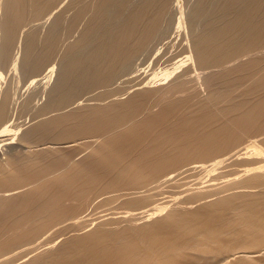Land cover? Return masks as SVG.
I'll use <instances>...</instances> for the list:
<instances>
[{
  "label": "bare ground",
  "instance_id": "bare-ground-1",
  "mask_svg": "<svg viewBox=\"0 0 264 264\" xmlns=\"http://www.w3.org/2000/svg\"><path fill=\"white\" fill-rule=\"evenodd\" d=\"M128 1H0L2 145L22 76H56L29 149L0 146V264H264V0H202L187 33ZM169 30L167 70L126 86Z\"/></svg>",
  "mask_w": 264,
  "mask_h": 264
},
{
  "label": "rangeland",
  "instance_id": "rangeland-1",
  "mask_svg": "<svg viewBox=\"0 0 264 264\" xmlns=\"http://www.w3.org/2000/svg\"><path fill=\"white\" fill-rule=\"evenodd\" d=\"M0 1H4V0H0ZM149 0H129L128 2H127V6L126 7H124L125 8V11L127 12V11H129L130 9H133L134 7H138V6H143L144 5V3H147ZM189 1L190 0H169V2H170V4H171V10H170V12H169V14L167 15V20H168V18H172L174 21H175V27H176V24H177V29H178V27H180V25L181 24H183V25H181L182 27H184V25H185V27H184V30H183V28H182V30H183V32L185 31V30H188V26H193V27H195L197 30H201V29H203L204 27H205V25H206V21L211 17V14H207V15H204L203 14V2H202V0H193V2H195V9L194 10H192V11H190L191 10V7H190V4H189ZM83 4V3H82ZM81 4V5H82ZM78 5H80V3L78 4ZM70 10V9H69ZM70 11H71V13H70ZM69 12H68V10H67V15H66V12H65V16H67V17H65L66 19L73 13L72 12V9L70 10ZM119 13H116V14H113V15H111L110 17H109V21H110V23L111 24H113V23H115V22H117V21H119L120 20V17H124V18H126V15L125 14H119ZM122 19V18H121ZM167 27V23H165L164 24V26H163V28H166ZM181 28L179 29V30H181ZM42 30H43V32L45 33L46 32V28H44L43 29V27H42ZM181 30V31H182ZM186 32V31H185ZM187 32H189V30L187 31ZM186 32V33H187ZM160 34V36H161V32H159L158 33V35ZM189 34V33H188ZM188 34H186V36H185V42H186V39H187V37H189V35ZM159 37L157 36L156 37V40H154L151 44L152 45H154L155 46V48L153 49L154 50V52H153V54L147 59L146 58V55L145 56H143L140 60H136L135 62H134V64H132V66L130 67V69L128 70V71H132V72H137L136 74H137V77H138V74L143 78V80H144V82L146 83V82H150V84H152V82L153 81H156V75H157V78L159 77V75H158V73L156 74V72H159V73H161L162 71H163V69H164V67L166 66L165 64H166V62L167 61H165L166 59H168V58H166V57H168V55H170V54H165L163 51H165V49H166V43H168V42H170V41H172V40H174L175 38H178V36H176V34H175V32L174 31H171V30H169L168 32H166V33H164L160 38H161V41L159 42V41H157V40H160V38L158 39ZM183 40V41H184ZM159 42V43H155V42ZM158 44V46H156ZM151 45V46H152ZM162 53H164V55L166 56H163L162 54H161V52ZM160 52V53H159ZM155 55H157V57H154ZM165 57L164 59H163V57ZM160 56H161V59H160ZM155 58H157V59H155ZM154 59L155 60H157V61H154ZM158 59H159V61H158ZM162 59H163V61H162ZM161 60V61H160ZM156 62H159V63H156ZM165 62V63H164ZM161 63V64H160ZM164 63V64H163ZM156 64V65H155ZM154 65V66H153ZM163 65H165V66H163ZM163 67V69H162V67ZM150 67V68H149ZM158 67V68H157ZM152 68V69H151ZM155 69V70H154ZM148 70V71H147ZM160 70H162L161 72H160ZM165 70H167L166 69V67H165V69H164V71ZM143 71L144 72H148L147 74L146 73H143ZM153 71H155V72H153ZM139 72V73H138ZM57 73V72H56ZM143 73V74H142ZM150 73L153 75V77H152V75L149 77V75H150ZM154 73L156 74L155 76H154ZM136 74L134 73V77H136ZM142 74V75H141ZM146 74V75H145ZM12 74L11 73H8V72H6V71H0V89H2V88H4V87H6L8 84V86L10 87L11 85L10 84H12V89H14L15 87H16V80L14 79V78H12V76H11ZM46 75V77L45 76H42V75H38V76H41L42 78H44V80L41 78H39L37 75H33V76H31V75H28L27 77H29V80L27 79V78H25L26 76L25 75H23L22 76V81H23V83H24V81L26 82V81H29V82H31L32 84H30L29 82H26L28 85H26L25 83L23 84L22 83V81L19 83V90H21V92L22 91H26V92H20L19 91V93H18V95L20 96H22L23 94L25 95L24 97H26V96H29L30 95V93H32L30 96H35L36 98L33 100L32 99V97L30 98V96L29 97H27L28 99L30 98V99H32L34 102L35 101H37V98L39 99L38 101H37V104L35 103V107L33 106V104H34V102L32 101V100H27L26 98H24V99H26L25 101H23V102H26V103H29V101H30V105L29 104H26V107L28 108V106H32L33 107V110H35V111H41L42 110V108L43 107H41V106H39V105H41L40 103L42 102V105L44 106V103L46 104V102L48 101V98H46L48 95H49V88H50V85L52 86V84L55 82V80H56V76H55V74L54 75H52V77H51V75H47V74H45ZM145 75V76H144ZM10 76H11V78L12 79H10ZM48 76V77H47ZM49 76H50V78H49ZM140 76L137 78L136 77V79H137V82H139V83H137V82H135L136 81V79H134V77H133V79L135 80L134 82H133V79L131 80L130 79V81L128 80H126V83H127V85L126 86H128V85H132V86H130V88L133 90H135V88L137 87L138 88V85L139 86H142L141 85V83L140 82H143L142 80L141 81H138V80H140ZM30 77H31V79H35L36 81H38V78L40 79V80H43L42 82L39 80V82H36L35 80H32V81H30L31 79H30ZM38 77V78H37ZM154 78V79H152V82H151V79H149V78ZM48 78V79H47ZM141 78V79H142ZM146 80H145V79ZM24 79H26V80H24ZM45 79L46 80H48L49 81V83H50V85L48 84L47 85V81L45 82ZM8 80H10V81H8ZM13 82H12V81ZM15 80V81H14ZM9 82V83H8ZM11 82V83H10ZM15 82V83H14ZM33 82H36V83H34L33 84ZM40 82H41V84H40ZM130 84H129V83ZM149 82H148V84L146 83H144L145 85L144 86H148L149 85ZM13 83L15 84L14 86H13ZM39 83V86L37 85ZM43 83V84H42ZM125 83V84H126ZM36 84V85H35ZM135 84H138L137 86L135 85ZM143 84V83H142ZM6 85V86H5ZM23 85H25V86H28V87H26V90H25V88H23ZM30 85V86H29ZM33 85H35L36 87H34ZM42 85H44V86H42ZM21 86H22V88H21ZM24 86V87H25ZM31 86H33V88L31 87ZM48 86V87H47ZM29 87H30V90L31 91H28V89H29ZM38 87L39 88H42V89H38ZM132 87H134V88H132ZM34 88H36L37 90H35ZM24 89V90H23ZM35 91H37L35 94L36 95H34V90ZM45 89V90H44ZM47 89V90H46ZM40 90V91H39ZM39 91V92H38ZM44 91V92H43ZM30 92V93H29ZM41 92H43L42 94H41ZM46 93V94H45ZM93 93H94V91H93ZM41 94V95H40ZM48 94V95H47ZM87 94H89L88 96L89 97H91V94H92V92H91V94H90V92L88 93L87 92ZM87 94L85 95L84 94V97H86L87 96ZM44 95H45V97H44ZM92 95H95V93L94 94H92ZM18 96V97H19ZM20 96V97H21ZM83 96V95H82ZM81 96V98L80 99H82L83 97ZM86 97L87 99L89 98V97ZM49 97V96H48ZM93 98H94V96H92ZM40 98H42V100L40 99ZM86 98H84L85 99V101L86 102H90V99H86ZM92 98V99H93ZM23 99V100H24ZM83 99V100H84ZM91 99V101H93ZM46 100V101H45ZM31 101H32V103H31ZM39 101H40V103H39ZM84 101V102H85ZM44 102V103H43ZM24 105H21L22 107L23 106H25V103H23ZM32 104V105H31ZM28 105V106H27ZM38 106V107H37ZM22 107H17V110L20 112V114L17 112V110L15 109L14 111H15V113H13V116H12V121L10 120V124H11V122H15V123H17V124H13L12 126L14 127V130H13V128L10 126V124H9V122L7 123V125L5 124V126H8V127H6V129L8 128V129H12V134H11V136H8V137H11V138H13V139H11V138H9L10 140H7V141H3V145H2V141L0 142V146H1V149H3V150H7L8 148L7 147H9L10 146V144L12 145V147H14L15 149L17 148V150H20V148H21V150H22V148L24 147V149L23 150H27V149H29L28 147H27V145L26 144H24V143H22L19 139H16V138H18V136H16V135H18L19 134V131L21 130V131H24V129L25 128H27L31 123L32 124H34L37 120H39V117L40 116H38V118H37V115L38 114H40V115H42V114H44L43 112L44 111H41L42 113H39L38 112V114L34 111V113L36 114V115H32V111H31V108H30V112H29V109H26L25 107L24 108H22ZM40 107H41V109H40ZM20 108H22V110L20 109ZM35 108V109H34ZM37 108V109H36ZM23 109H25V110H23ZM43 110H44V108H43ZM25 112V113H24ZM27 113V114H26ZM30 113V114H29ZM16 114H17V116L19 115V117H17L16 116ZM26 116H25V115ZM23 115V116H22ZM14 116H15V118H14ZM22 116V117H21ZM29 116V118H31V117H33V116H36V119H34V120H36L35 122H31V121H33L32 119H28L27 117ZM31 116V117H30ZM43 116V115H42ZM44 116H45V114H44ZM43 116V117H44ZM43 117H40V118H43ZM19 118H21V120H22V122H21V120L19 119ZM34 118V117H33ZM20 121H18V120ZM15 120H17V121H15ZM26 120H29V123L26 121ZM20 126H19V125ZM9 127H11V128H9ZM15 127H21V129L20 128H15ZM7 129V130H8ZM16 129V130H15ZM23 129V130H22ZM17 130H19V131H17ZM14 131H15V133H14ZM20 131V132H21ZM15 134V135H14ZM4 142H5V144H4ZM7 142H8V144H7ZM17 143V144H16ZM14 144H16V145H14ZM20 144V145H19ZM24 144V145H23ZM19 146V147H18ZM23 146V147H22ZM5 148H7V149H5Z\"/></svg>",
  "mask_w": 264,
  "mask_h": 264
}]
</instances>
